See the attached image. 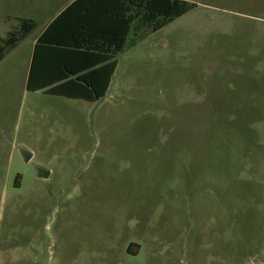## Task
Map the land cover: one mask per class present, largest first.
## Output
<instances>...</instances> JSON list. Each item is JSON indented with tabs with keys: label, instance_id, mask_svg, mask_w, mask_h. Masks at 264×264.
<instances>
[{
	"label": "rangeland",
	"instance_id": "1",
	"mask_svg": "<svg viewBox=\"0 0 264 264\" xmlns=\"http://www.w3.org/2000/svg\"><path fill=\"white\" fill-rule=\"evenodd\" d=\"M22 1L0 0L1 39L37 22L0 63V264H264V0L131 32L96 101L26 89Z\"/></svg>",
	"mask_w": 264,
	"mask_h": 264
},
{
	"label": "trees",
	"instance_id": "2",
	"mask_svg": "<svg viewBox=\"0 0 264 264\" xmlns=\"http://www.w3.org/2000/svg\"><path fill=\"white\" fill-rule=\"evenodd\" d=\"M196 4L187 0H74L35 40L26 80L28 91L96 101L105 96L129 34L152 32ZM37 27L20 18L0 44V60Z\"/></svg>",
	"mask_w": 264,
	"mask_h": 264
},
{
	"label": "crops",
	"instance_id": "3",
	"mask_svg": "<svg viewBox=\"0 0 264 264\" xmlns=\"http://www.w3.org/2000/svg\"><path fill=\"white\" fill-rule=\"evenodd\" d=\"M13 1H15L17 3L20 2L19 4H21V5H23V3H24L22 0H13ZM29 1L30 2L32 1L31 3L36 5V6L44 7V8H42L40 10V12H39L38 16L36 17V19L40 20L41 22H44L45 24H44L43 28L40 30V32L37 34V36L33 39L32 43H31L29 54H28V62H27V66H26L27 69H28V72H29V68H30V64H31V59H32V54H33V49H34V44H35L36 38L42 32V30L47 26V24L57 14H59L66 6H68L70 3H72L74 0H29ZM28 18H31V17L28 16ZM31 19H33V18H31ZM23 40H20L18 42L17 46L15 48H13V50L16 49V48L17 49L19 48L21 50V47H23V44L21 45V42ZM4 58L0 60V63L4 60ZM27 76H28V73H27ZM20 150H21V147H20ZM22 153H23L24 156L28 157L27 161H29L31 159L32 154L29 151H27L25 148L22 149Z\"/></svg>",
	"mask_w": 264,
	"mask_h": 264
},
{
	"label": "water",
	"instance_id": "4",
	"mask_svg": "<svg viewBox=\"0 0 264 264\" xmlns=\"http://www.w3.org/2000/svg\"><path fill=\"white\" fill-rule=\"evenodd\" d=\"M24 159L27 161L28 157L24 156ZM34 170L37 176H42L41 172L45 173V175H43L44 177L47 176V170L39 165H34Z\"/></svg>",
	"mask_w": 264,
	"mask_h": 264
},
{
	"label": "flooded vegetation",
	"instance_id": "5",
	"mask_svg": "<svg viewBox=\"0 0 264 264\" xmlns=\"http://www.w3.org/2000/svg\"><path fill=\"white\" fill-rule=\"evenodd\" d=\"M41 175L43 176V175H45V173L41 172Z\"/></svg>",
	"mask_w": 264,
	"mask_h": 264
}]
</instances>
